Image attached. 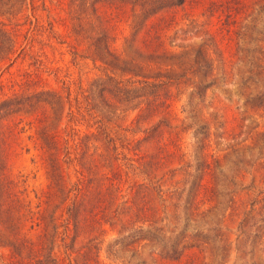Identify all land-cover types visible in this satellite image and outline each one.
Returning <instances> with one entry per match:
<instances>
[{"label":"trees","instance_id":"1","mask_svg":"<svg viewBox=\"0 0 264 264\" xmlns=\"http://www.w3.org/2000/svg\"><path fill=\"white\" fill-rule=\"evenodd\" d=\"M26 2L0 0V62L7 65L23 47L14 56L15 38L1 15L20 11ZM63 4L70 52L82 48L84 59L108 72L90 82L83 104L70 97L69 89L62 93L27 70L9 79L11 91L0 97L4 264H103L98 249L109 234L112 251L133 256L148 244L171 264H195L201 247L208 250L210 261L223 264L231 233L251 255L256 245L264 244V137L260 134L245 150L234 149L223 160L201 154L192 164L184 157L171 121V101L185 89L189 97L202 99L214 84L211 61L201 45L170 53L164 35L178 9H200L214 44L233 40L238 57L249 65L239 93L242 104L261 116L264 0H66ZM39 6L46 8L44 0ZM56 20L47 21V29L57 38ZM119 37L123 49L116 47ZM27 38L30 47L35 37ZM85 114L93 122L84 128L76 123L60 126L63 116L66 122L81 123ZM24 136L47 177L35 204L27 197L23 179L10 172L11 158L26 145ZM225 160L231 163L228 170L223 168ZM128 168L139 177L128 180ZM244 171L247 181L237 182ZM229 225H234L233 231ZM57 240L63 256L53 251Z\"/></svg>","mask_w":264,"mask_h":264},{"label":"rangeland","instance_id":"2","mask_svg":"<svg viewBox=\"0 0 264 264\" xmlns=\"http://www.w3.org/2000/svg\"><path fill=\"white\" fill-rule=\"evenodd\" d=\"M40 1L27 0L20 11L1 15L5 27L15 38L14 56L18 54L20 47L23 49L13 64L0 62V97L3 93L11 91L9 79L18 78L22 71L27 70L38 74L41 83L62 93L69 89L70 97H75L83 104V95L87 92L90 82L108 70L84 59L81 56L82 48L78 49L76 54L70 52L72 40L68 36L69 24L63 4L66 0H44L46 8L39 6ZM32 5H35V8ZM54 18H57L53 27L56 33H59L57 38L51 36L47 29V21ZM205 18L200 9H178L164 35V45L170 53H180L201 45L206 48L211 61L214 84L207 88L203 98L199 100L189 97L188 89H185L177 92L171 101V121L177 130L181 151L192 164L201 154H206L210 160H223L234 149L245 150L255 139L258 140L260 134L264 137V114L260 116L243 105L239 93L240 80L245 71L248 73L249 65L238 57L239 53L236 52L233 40L222 39L219 46L214 44L205 31ZM35 20L37 28L32 29ZM28 35L35 37L30 47ZM59 38L66 39V42L58 43ZM116 47L123 49L121 37L116 41ZM13 87L18 88V85L14 84ZM80 122H66V117L63 116L60 126L69 124V127L76 123L75 126L84 128L86 124H91L93 119H88L85 114V118ZM24 140L28 149H24L26 145H22L23 147L17 150L10 161V172L23 179L27 197L31 204H35V195L45 188L47 177L36 150L25 136ZM230 166L231 163L225 160L223 168L228 170ZM67 170L70 178H73L71 166ZM135 172V169H127L128 180L139 177ZM247 179L245 172V176L237 178V182H245ZM229 227L231 231L234 230V225ZM34 232H38V228H35ZM110 236L109 234L104 237L98 249V257L103 264H171L170 260L159 256L148 244L140 247L133 256L118 250L112 251V246L109 245ZM247 249L248 247L242 246L231 233L230 248L223 264H249L250 261L253 264H264V244L256 245L251 255ZM53 251L58 256H63V246L59 240L53 246ZM209 257L208 250L201 247L195 264H217L213 263L214 260L210 261ZM4 261V254H0V264H4Z\"/></svg>","mask_w":264,"mask_h":264}]
</instances>
